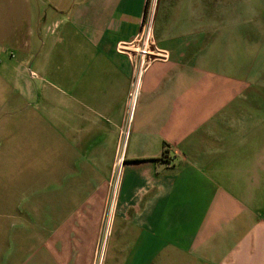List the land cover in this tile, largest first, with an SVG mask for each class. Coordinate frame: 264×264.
<instances>
[{
  "label": "crops",
  "instance_id": "1",
  "mask_svg": "<svg viewBox=\"0 0 264 264\" xmlns=\"http://www.w3.org/2000/svg\"><path fill=\"white\" fill-rule=\"evenodd\" d=\"M12 2L24 12L0 31V80L19 92L30 71L54 77L53 93L26 91L53 126L54 162L40 157L35 186L21 185L37 196L21 226L38 248L23 264H264V110L249 81L158 34L167 56L143 69L138 54L119 53L148 0ZM18 92L7 102L25 98ZM5 128L0 179L10 181L25 142L6 145L14 126Z\"/></svg>",
  "mask_w": 264,
  "mask_h": 264
},
{
  "label": "rangeland",
  "instance_id": "2",
  "mask_svg": "<svg viewBox=\"0 0 264 264\" xmlns=\"http://www.w3.org/2000/svg\"><path fill=\"white\" fill-rule=\"evenodd\" d=\"M14 6L16 5L12 0H0V31L5 35L11 24V14L24 12L16 11ZM148 18L152 20V37L156 48L159 41L157 34L161 36L162 44L198 45L206 50L208 59L216 61L219 70L248 80L249 91L254 93L252 102L256 108L264 110V0H149L142 26ZM23 38L20 37V40ZM3 40L0 38V44L4 43ZM142 44L143 40L139 45L142 47ZM29 65L31 66L29 63L27 68ZM37 73V78L33 77L34 73L31 71L28 73L34 79L30 78V82L19 84V92L17 87L0 80V127L5 128L8 123L14 126L6 145L25 142L23 147L13 151L15 158L12 164L15 166L11 173L14 178L10 181L0 179V187L2 184L13 191V195L7 197L9 218L4 220L0 217V264H23L28 254L38 248L37 242L31 243V246L28 244L24 237L25 229L21 226L30 220L28 204L37 196L20 194L22 184L26 190L30 182L35 186L34 178L40 167H44L40 157L43 159L46 156L48 162H54L53 126L50 120L40 118L39 112L33 110L39 107L38 98L28 99V92L36 94L39 90V94L53 93L54 77L45 71ZM17 92L25 95V98L16 99L19 105L14 100L8 103L7 99L14 97ZM45 106L49 109L50 103L47 102ZM15 109L16 112L21 111L27 115L9 116L8 112ZM40 124L43 125L42 129L47 130L46 133L40 132ZM5 152L7 155V151L4 154ZM23 158L25 162L22 169L20 163ZM115 182L116 180L113 188H116ZM2 200L3 197L0 196V201ZM33 210L36 211L37 208L34 207ZM36 229L35 226L31 227L32 232H37ZM96 264H100L99 259Z\"/></svg>",
  "mask_w": 264,
  "mask_h": 264
},
{
  "label": "built area",
  "instance_id": "3",
  "mask_svg": "<svg viewBox=\"0 0 264 264\" xmlns=\"http://www.w3.org/2000/svg\"><path fill=\"white\" fill-rule=\"evenodd\" d=\"M150 18V16H149ZM149 18L146 23L141 27L140 32L129 43H119L117 50L119 53H134L140 56V69L157 57H166V53L158 50L155 47L152 37V20ZM143 40L142 47L139 45ZM154 56L155 58H150Z\"/></svg>",
  "mask_w": 264,
  "mask_h": 264
},
{
  "label": "trees",
  "instance_id": "4",
  "mask_svg": "<svg viewBox=\"0 0 264 264\" xmlns=\"http://www.w3.org/2000/svg\"><path fill=\"white\" fill-rule=\"evenodd\" d=\"M148 3H149V0H148V2H147V7H146V13H145V14H147Z\"/></svg>",
  "mask_w": 264,
  "mask_h": 264
}]
</instances>
